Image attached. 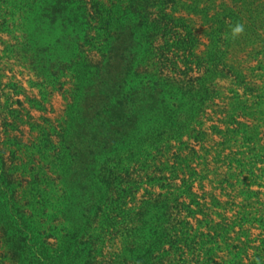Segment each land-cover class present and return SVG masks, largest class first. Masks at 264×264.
Returning <instances> with one entry per match:
<instances>
[{"label":"trees","instance_id":"trees-1","mask_svg":"<svg viewBox=\"0 0 264 264\" xmlns=\"http://www.w3.org/2000/svg\"><path fill=\"white\" fill-rule=\"evenodd\" d=\"M25 1L23 6L20 0H0V34L10 38H0V264H264V236L256 245L252 237L256 223L264 235V202L253 208L252 199L261 192L250 188L264 187L261 96L251 87L246 92L251 97L236 93L230 108L216 111L226 113L225 129L211 126L224 135L215 157L230 170L222 183L243 188L238 194L244 195L242 209L233 217L223 213L236 205L232 200L224 206L215 196L208 202L195 192L196 182L203 187L209 171V149L202 147L204 156L183 141L185 135H209L200 118L208 102L218 106L220 92L211 86L218 74L231 70L224 60L237 37L226 20L237 22L240 15L217 0ZM180 1L184 10L219 24L208 27L212 43L206 50L199 49L188 17L167 11L168 3ZM166 18L181 21L185 33L165 27L178 41L162 45ZM4 59L27 66L41 79L31 82L40 85V97L27 96L31 107L47 111L58 89L70 99L68 106L79 110L95 109L81 102L80 91L98 104L103 101L104 117L117 123L118 138L91 159L102 167L98 183L92 182L91 166L77 189L63 174L70 170L72 152L64 142L70 131L65 119L56 125L42 117L43 124L32 126L38 129L35 136L28 142L21 136L23 116H32L25 101L13 100L24 87L5 73ZM90 79L97 84L88 92ZM184 102L189 109H183ZM113 110L122 115H108ZM173 140L179 145L170 153ZM226 149L231 151L226 154ZM196 158L205 159L201 172Z\"/></svg>","mask_w":264,"mask_h":264},{"label":"rangeland","instance_id":"rangeland-1","mask_svg":"<svg viewBox=\"0 0 264 264\" xmlns=\"http://www.w3.org/2000/svg\"><path fill=\"white\" fill-rule=\"evenodd\" d=\"M20 1L23 6L26 5L25 0ZM217 3L225 4L228 9L230 8L240 15V19L237 22H231L230 19H227L226 21L230 23L228 24V27H230L233 32L238 25L242 26V30L238 33L234 32L238 38L236 37L232 41L224 60V62H226L227 66H229L231 70L228 71V69H225L224 72L218 74L217 79L211 86L214 91L220 92V97L215 100V103L218 104V106L212 105V103L210 104V102H208V107L206 108L205 112V118H200V121L203 122V130L207 131L209 135H207L204 139L201 137L195 138L185 135L183 137V141L187 142L190 146H195L196 149H198L199 154H202L204 156L205 152L204 150H202V147H206L209 149V155H207V162L210 163L209 171L208 173L204 171L207 174V177L203 181V187L200 186V181L196 182L194 188L195 192H198L202 196L206 195V200L208 202L212 200V196H215L222 201V204L224 206L226 205L227 201L232 200L236 205L230 206V210L228 212H223L220 209L219 211L223 212L225 216L233 217L242 209V204L244 203V195L241 196L238 194L243 190V188L237 187L236 190H232L228 187L227 182L222 183V181L224 180V176H227L230 170L227 165L217 163L215 161V157L217 156V152L222 148V146H218V143L224 141V135L213 131L211 126L218 125L220 126L219 128L225 129V125L221 121L226 118V113H217L216 111H222L223 108H230L229 103H231L235 99L236 93L243 96L246 94L248 87L254 88V94L261 96L257 100H259L260 102L264 101V13L262 12V10L264 9V0H217ZM168 4L170 6L167 10L169 13H174V16L176 17H188V20L190 21L188 22V24L195 27L196 34L199 37V49L206 50V45L212 43V39H210L211 35H209L211 29L208 28L213 24L212 21H208L206 19V16L200 14L199 12L184 10L182 7V1L170 2ZM202 4L206 3L203 2ZM173 7L176 8L175 12H173ZM25 10L26 12H28L27 8H25ZM177 22L180 23V25L176 26ZM213 25L214 27H218L219 24L215 23ZM165 27L177 29L182 32V34L185 33L184 29L182 28L181 21L177 19H164L162 22V28ZM164 32L165 34H163V36L162 34H160V44L164 45L166 44V41L171 44L178 41V36L174 34L170 29H167V31ZM17 34H19V32H17ZM0 38L3 40L10 39L7 33L0 34ZM2 48L4 47L0 42V50ZM172 49L174 50V48ZM171 55L172 57H174V52L171 53ZM3 63L7 68L5 70V73L8 75V77H11L14 74L16 76V79L20 80L22 86L24 87V90L21 91L22 93L19 96H14L13 100L19 98L25 101V106L30 110V114L32 116H23L24 122L20 127L23 130V134L21 136H23L25 141L27 142L29 138L35 136L38 129H34L32 126L43 124L44 122L42 121V117L51 118L56 125L59 121H63V119H65L66 122H69L68 124L70 125V131L68 132L64 142L67 141V146L71 149L72 152L68 155V162H71L70 170L64 172L65 169H63V174L67 175L71 179V183L74 184L73 189H77L80 185L78 181L82 182L83 180H85V170L90 168L91 166V168H95V170L92 171L95 172L92 182L98 183L101 178L102 167L99 163H92L91 159L96 153H100V151L102 150L101 148L106 146V144H115V139L118 138L117 131H113L117 123L112 124L108 116L107 118L104 117V113L106 112L104 109H102L103 101L98 104L97 100L91 98V96L86 94L85 91H80L79 95H81V102L93 106L95 109L89 107L87 110H84L85 107L82 106L79 110V106L69 107L68 103H70V99L66 98L63 90L58 89L54 91L52 96H50L51 101L47 104L48 110L45 112L41 111L39 109H36L35 107H31V103L27 100V96H29V98H32L34 95L40 97V85L32 86L31 82L35 81L37 83H40L41 79H38L27 66L16 62L14 59H10L8 60V62L4 59ZM148 70H150L151 73H154L153 71H151L152 64L149 65ZM91 72L97 73L96 69L94 68H92ZM241 73L245 75L244 78L240 77ZM170 74L174 75L175 73L172 70L170 71ZM90 75L93 76L92 73H90ZM8 77L4 78L5 82H9L11 80V78ZM240 79L243 80V83L241 84ZM92 80L93 79H90L88 82V84H92V87L88 90V92H90L93 86L97 84V82H93ZM66 87L70 88V84H67ZM246 95L248 97H251L250 93H247ZM188 103L189 102H184V104L182 105L184 110L189 109L188 107L190 106L188 105ZM249 103H253V100H251ZM13 107H19L18 103H15ZM94 111L100 113L93 116ZM107 113L108 115L113 114L115 116L122 115L120 111L118 112L114 110ZM86 114H88V117L83 118L84 116H86ZM184 116V113L179 115V121H181L180 123H183ZM122 120L123 119H119L117 120V122L120 123L122 122ZM239 120L247 123H253L254 121L251 118L244 117L239 118ZM262 129L264 130V127H262ZM17 133L20 134V131ZM262 136V143H264V131ZM53 139L55 143H58L60 141V137L56 135L53 137ZM69 140H72L71 143ZM172 144L173 149H171L170 153L174 152V150H176V146L179 145L176 140H173ZM119 148H121V146H118V149ZM135 148L136 147L134 146V149L132 150L134 151ZM240 149L243 148H232L233 151H237ZM163 150L165 149H162V151ZM230 151V149H226L224 152L227 154ZM99 157L100 158L98 160L104 159L103 156ZM204 160L205 159L196 158L194 161V165L200 172L205 168ZM259 166H262V164H259ZM228 182L233 183L235 181L229 179ZM250 188L251 190L261 192V194L258 196V199L257 197H253L252 199V201L255 202L253 208L261 207L262 202H264V187L252 185ZM141 192H144V190L142 189ZM228 194H231V196L229 197ZM251 208L252 207H250L249 209ZM1 209L4 210L3 207ZM39 222L40 221H38V223L36 224H40ZM28 233L29 237H31L32 239L34 232L30 231ZM263 236L264 235H262V230L259 227V224L256 223L255 227L252 229V237L257 240L254 244H260V240L261 238H263ZM49 240L51 242H55L56 239L54 237H50ZM226 254V251L220 253V255L223 257H226ZM250 254V257L254 258L255 250L250 249ZM246 262L248 263L247 260Z\"/></svg>","mask_w":264,"mask_h":264},{"label":"clouds","instance_id":"clouds-1","mask_svg":"<svg viewBox=\"0 0 264 264\" xmlns=\"http://www.w3.org/2000/svg\"><path fill=\"white\" fill-rule=\"evenodd\" d=\"M242 30V26H237L235 29H234V32L235 33H238V32H240Z\"/></svg>","mask_w":264,"mask_h":264}]
</instances>
